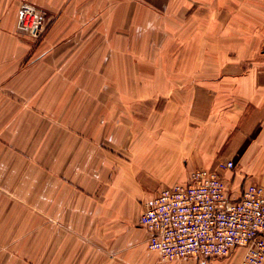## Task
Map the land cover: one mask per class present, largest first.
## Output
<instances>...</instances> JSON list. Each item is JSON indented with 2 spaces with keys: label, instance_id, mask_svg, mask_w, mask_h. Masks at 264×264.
Wrapping results in <instances>:
<instances>
[{
  "label": "crops",
  "instance_id": "crops-1",
  "mask_svg": "<svg viewBox=\"0 0 264 264\" xmlns=\"http://www.w3.org/2000/svg\"><path fill=\"white\" fill-rule=\"evenodd\" d=\"M191 1L124 0V3L127 8L132 6L129 11L131 20H137L141 26H150L149 20L153 16L158 21L157 26H160L166 20L171 5ZM199 1L226 5L231 2L241 5L251 3L260 8V11L253 12L254 20H259L261 25L258 27L255 23L253 29L254 59L246 69L244 51L247 30L239 28L237 59L225 58L228 51L218 50L219 58L192 60L188 63L190 68L201 65L209 67L205 75L183 76L179 84L186 86L168 95L159 92L152 97L147 93V98L179 101L177 108H181V101H189L186 107L188 112L174 113L172 117L175 120L165 118L168 121L166 123L160 119L166 117L169 110L158 113L157 123L154 121L152 124L151 130L154 131H149L148 139L142 142L141 149L133 157L123 161L117 157H104V172L110 175V171L115 170V178L108 187L107 205L101 212L105 214V220L94 219L95 229L109 224L104 239L102 229L95 233L99 237V251L94 252L97 261L104 259L110 264H201L194 257L166 260L150 249V233L140 224L141 213L147 204L153 202L165 187L188 181L191 172L213 167L218 160H235L238 165L236 172L227 170L223 173L231 199H239L251 183L264 186V0ZM117 2L0 0V261L22 259L21 251L15 250H19L17 245L21 244L24 236L21 230L16 233V229L43 226L49 229L50 235L37 256L39 242L36 241L30 251V259L45 260L48 264L70 258L71 179L77 181L78 187L80 179L84 177L85 167L76 168L75 165L79 164L81 148L86 145V141H74L72 149L69 131H86L89 128L91 124H86L82 116L97 114L96 109L91 112L93 102L87 104L86 101L100 98V94L86 93L77 85L101 83V77L96 81L95 71L94 75L86 79L80 77L84 72L78 69L85 66L87 56L90 67H102V20H108L109 26L112 25V16H117ZM23 3L41 7L52 22L45 41L38 48L33 49L31 42L18 33V15ZM108 4L109 10L105 8ZM215 16L223 18V15ZM213 17L214 13L209 12V18ZM115 25L117 27V23ZM136 45L129 44L126 49L132 54V65L135 64L137 68L150 66L151 62L146 56L136 59L138 52L144 51ZM184 64V61H173L174 68ZM156 66L165 67L166 60H158ZM141 76L142 82L149 84L151 76L148 73H142ZM64 84H73L72 92L70 86L67 92H63ZM60 98L66 101L58 116L61 127L54 126V122L49 119L47 123H51L52 131L57 128L66 134L53 143L57 150L47 157L45 177L39 180L34 161L28 162L22 156L21 149L31 146V143L21 140V118L22 115H38V106L43 110L42 113H48L47 110L54 106L53 100ZM22 100L30 101L27 108H22ZM9 101H12V107ZM6 115H12L15 119L8 122H14L12 126H15L12 146L4 140L5 132L12 129L6 126ZM30 129L36 132V127ZM100 162L98 160V164ZM72 174H75L74 177ZM43 191L44 199L41 197ZM27 192L30 207L26 211H30V219L23 224L22 195H27ZM39 210H45V223L39 221ZM7 244L13 245L14 251H7ZM245 253L246 249L240 247L227 257L209 259L208 264H243Z\"/></svg>",
  "mask_w": 264,
  "mask_h": 264
},
{
  "label": "rangeland",
  "instance_id": "rangeland-1",
  "mask_svg": "<svg viewBox=\"0 0 264 264\" xmlns=\"http://www.w3.org/2000/svg\"><path fill=\"white\" fill-rule=\"evenodd\" d=\"M109 6V4L105 5V8L109 10ZM115 8L117 10V18L112 16L111 26H109L110 21L102 20V67L100 69L90 67L87 56L86 61H84L85 66L78 69L84 72V75H80V77L88 79L90 75H94V71L96 81L98 77H101V83L99 84L95 82L77 85L82 87V90L86 93L94 92L100 94V98L95 101H86L87 104L93 102L91 112L96 109L97 114L82 116L86 124H91L88 126L89 128L86 131H74L73 129L69 131L72 149L74 148L72 147L74 141L79 139L86 141V145L81 148L79 164L75 165L76 168L85 167V174L83 179H80L78 187L76 185L77 181L74 182L72 180L75 179H71L70 258L58 259L48 264H110L108 260L97 261L94 257V252L96 250L99 251V237L95 235L96 231L102 229V237L104 239L106 231L109 230V224L95 229L94 219L101 218L105 220V214L101 212L103 207L107 205L108 187L113 181L112 179L115 178V170H111L110 175L104 172V157H117L119 161L133 157L141 149L142 142L148 139L149 131H154L151 130L152 124L159 119L157 117L158 113H164L165 109L169 110V114L167 113L166 117L160 119L162 123H166L168 121L165 118L174 119L172 114L188 112L186 107H188L189 101H181V108H177L179 101L167 98L158 99L157 97L147 98V93L151 94L152 97L159 92L168 95V93L186 86L185 84H179L183 76L205 75L209 72V67L201 65L197 68H190L188 63L192 60L219 58L218 50L228 51V56H224L225 58L230 60L237 59L239 54L238 47L240 46L239 28L247 30L245 35L246 48L244 51L247 60L246 69H248L249 63L252 62L255 56L253 51V29L255 23H257L258 27L261 25L259 20H254L253 12L260 11V8L254 7L251 3L241 5L231 2L226 5L221 3H201L199 0H192L189 3L180 5L173 4L166 13V20L160 26H157L158 21L153 16L149 20L150 26H141V23L137 20H131L132 17H130L131 13L129 11L132 10V6L129 5L127 8L124 0H118ZM211 11L214 13L213 18H209V12ZM215 14L223 15V18H215ZM51 24L52 22L48 20L42 33L31 35L23 34L20 31L18 33L21 37H25L31 42L33 49L38 48L45 41ZM133 43L144 50L143 52H138L136 59L140 60L142 55H144L151 62L150 66L137 68L135 64L132 65L130 61L132 54L130 51L127 52L126 49L127 45ZM161 59L166 60L165 67L156 66L158 60ZM175 60L184 61L185 64L174 68L173 61ZM142 73H148L151 76L149 84L142 82ZM158 75H160V79ZM40 86L43 87L44 85ZM68 86L71 87L70 92H72L73 84H64L63 92H67ZM188 86L190 85L188 84ZM9 102L10 107H12V101ZM29 102L22 100V108H27ZM39 102L38 100V104ZM65 102L62 98L55 99L53 100L54 106L47 110L48 113H42L43 110L38 106V115H22L21 140L23 142L27 140L28 142L26 143L28 144L31 143V146L21 149L22 156L28 162L29 160L31 162L34 161L38 168L39 180H43L45 177L47 157L51 156L52 151L57 150V148L53 147V143L61 140L62 135L66 134L65 131L63 132L57 128L52 131L51 123L49 125L47 120L53 121L54 126L61 127L58 116H60L62 104ZM75 102L77 103V100ZM50 113L52 115H49ZM11 119L15 120L14 116L6 115L7 123ZM7 123L6 126H9L10 129L12 127V129L11 131L8 129L5 132L4 140L6 144L10 142L8 145L12 146L15 138V126H12L14 122ZM33 124L36 126H33ZM30 127H36V132L31 131ZM98 160H101L102 163L98 164ZM219 162L218 160L213 167H216ZM25 165L28 164L23 166ZM237 170V164L234 169H230L233 172ZM25 171H29V169ZM72 175L74 177L75 174ZM26 194L22 195L21 204L23 208L21 213L23 224L24 221L30 219V211H26L30 207L29 194L28 192ZM41 197L45 198L44 191ZM38 208L40 209V207ZM39 212L41 213V217L39 216L40 223H45V210H39ZM17 230H21V235L24 236L21 244L17 245L19 250H15L21 251L22 259L20 261L5 259L0 262L4 264H46L45 260H32L29 255L36 241L39 242V244L37 243L36 256L39 255V249L41 246L45 247L47 236L50 235L49 229L43 226L34 229L30 227L19 228L16 229V233ZM6 247L9 252L15 249H13V245L7 244ZM200 262L201 264H208L209 261L200 260Z\"/></svg>",
  "mask_w": 264,
  "mask_h": 264
},
{
  "label": "built area",
  "instance_id": "built-area-1",
  "mask_svg": "<svg viewBox=\"0 0 264 264\" xmlns=\"http://www.w3.org/2000/svg\"><path fill=\"white\" fill-rule=\"evenodd\" d=\"M48 17L41 8L23 3L18 31L38 34ZM234 160L196 169L186 182L165 187L147 204L140 224L149 233V247L163 259L223 258L243 247V264H264V186L251 183L239 199H231L223 173Z\"/></svg>",
  "mask_w": 264,
  "mask_h": 264
}]
</instances>
